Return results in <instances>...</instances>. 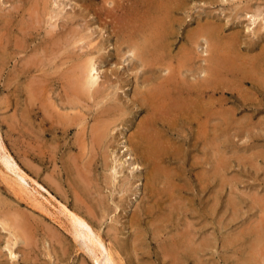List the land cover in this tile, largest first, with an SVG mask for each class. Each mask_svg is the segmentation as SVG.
Returning <instances> with one entry per match:
<instances>
[{
  "label": "rangeland",
  "instance_id": "obj_1",
  "mask_svg": "<svg viewBox=\"0 0 264 264\" xmlns=\"http://www.w3.org/2000/svg\"><path fill=\"white\" fill-rule=\"evenodd\" d=\"M30 1L0 0V34L4 32L2 30L3 28H1V23H3L5 18L12 16L13 23L17 22L20 18L19 14L21 11L19 10V13L14 12L12 6L18 5L21 2L20 7L22 10L24 6L27 7ZM50 1L56 2L61 6L67 5L66 15L70 16H68L66 22L67 27L75 23L73 26L76 29L72 26L73 30L77 32V35L78 32L79 35L82 33L84 38H82L83 43L82 39L71 43V45L68 43L65 47V54L69 52V54L73 55V59L74 55H79L78 52L80 53V51L83 54L80 53V57L88 56L89 54V57H92L93 62H95L94 64L99 69L96 74L98 78L96 79L97 82H101V85H106L110 91H113L115 86L118 87L114 91L120 93V96H122L120 97L122 104L127 105L129 109H126V115L124 113L111 123L110 131L112 130L111 134H113L109 136V144L111 146L108 144L104 153L101 151L102 148H96L88 141V138L85 139L86 145L84 147L82 145L78 146L81 137L77 129L87 124H73L71 126L72 129L67 134H62L60 130L55 132L47 124L40 123L41 115L39 114L37 115L39 117H37L31 110L28 112L25 106V96L27 94L25 91L29 77H25L22 71L20 72V69L18 70L19 64L27 55L24 52H21L19 55H12L11 53L9 55L8 50L6 51L7 54L3 53L2 55L0 53V60L2 59L0 63L3 64L0 65V204L3 205L0 206V210L2 212L6 211L7 214H18V216H21L27 223V232L32 238V241H29V244L26 245L22 238H17L16 242L13 232L8 233L13 230L9 228L3 229L0 224V264H194L195 262L198 264V261H200L199 264H264V81H262L264 75H261L264 72V0H184V7L178 8V12H174L176 17L174 22L176 21L175 23L179 24L173 22L174 29L172 28V31L175 34L172 36V39L174 38L175 40L174 44L172 43L173 45H171L170 53L173 54L172 59L168 60L170 66L175 67L176 60L173 59V56L176 54L181 43L185 41V35L193 36L196 30L202 29L201 27H207L214 29L213 32L215 31L219 43L222 42L224 46H228L230 41L233 43L235 47L233 46L231 49L232 54L234 53L236 55V52H241V54L239 53L240 56L246 53L248 55L255 54L252 56H260L262 54L263 57L260 56L261 58L254 59L259 62L254 61V64L257 63L258 65H253V67L258 66L256 68L258 69L260 67L259 70L262 67L263 70L261 69L258 72L255 69L257 72L254 71L252 75L256 78L250 74L244 82L241 78L239 79L241 81H239L236 77V81L235 77L231 80V77L226 76L228 77V80L225 79L226 82L228 81L227 83L225 82L226 89L224 86V88H220L219 86L217 88L221 90L214 89V97L212 96L213 92H206L202 100L198 99L202 101L201 104L204 106L205 111L208 110L206 112L207 115L204 111L199 114L201 121L205 122L207 119L205 122L206 124L208 123L206 128H212L215 120L219 121V123L216 122L217 127L219 125L216 130L217 140H215V144L217 145L210 143L214 142L212 138V141L210 140V130L206 129L210 134L206 132L205 136H208H204L203 139L205 140L197 137L196 123L198 121L195 118L193 119V117H196L195 115L190 117L193 119L190 122L191 124L188 121L184 122V120H172V128L170 127L165 133L170 139V142H172L171 145L173 144V150H178L179 155L177 153L176 157H174L175 160L174 158H172L174 161L169 159V163L166 161L165 165H169L167 167L171 170L169 172L171 173L170 176H173L172 178L174 180L172 179V181L175 188L171 191L169 190V192L165 191L164 193L166 195L162 192L156 197L154 195H157V190L154 189L156 192L153 191L154 195L152 194L150 199L147 196L148 192L150 194L151 191L147 192L144 189V185L149 179L147 173L145 175L143 174V172H146V167L142 165L144 161L142 163V160L140 158L138 159L135 153L137 151L135 149L133 150L132 143H130L129 138H126L132 134L137 122L145 114L137 104H133L135 101L132 96L130 97L133 92L132 85H135L136 79L135 73L137 70L134 69H138V64L134 68L132 65L130 69L127 68L128 65L124 60L122 61L121 56L124 58L131 57V50L124 44H118V36L115 33V30L118 28L117 20H119V16H122L121 14L128 8L130 1L118 0V3L121 5L119 4L113 9V0ZM101 6L105 7L106 10L102 9L101 13H99L98 10ZM178 15L184 16V19ZM24 16H26V13H24ZM47 16L45 15L44 20L41 22L42 29H39L38 35L36 34L35 37L36 39L34 38L30 42L27 54H31V48L34 49L36 47L35 45L40 42V37L37 36L41 35V38H43L47 28H53L54 30L61 29V26H58L60 24L58 21L60 20L50 19ZM177 18H180V21ZM200 31L203 39L199 37L196 46H194L195 52L199 56L192 63V68H197L196 66L204 63L201 58L210 53L208 52L207 45H211L209 42L212 43L213 39L215 40L213 36L205 33V29ZM13 32H15V27H12L11 33ZM84 34L87 36L85 37ZM12 37V34H10L11 41ZM87 42H90V44ZM85 44L87 48L83 46ZM236 46L239 51L234 52L237 50ZM118 50H122V52H119V56H116L115 53ZM65 54H60L59 58L56 57L54 60L59 62L65 58ZM1 56L3 57L1 58ZM93 58L96 60L94 61ZM67 63L68 61H65L64 64L59 65L58 69L61 70ZM165 66L162 65V67ZM53 67L50 70L54 71ZM163 69L160 68V70ZM185 69H183L184 72L178 78H184L182 82L184 81V85L187 86L188 83H193L197 79L196 75L200 73L197 74L195 72L194 74L196 75H194L193 72L195 70L189 69V72L188 68ZM256 73L257 75H255ZM259 75L263 77H259ZM188 77H191V82ZM194 77L195 79H193ZM251 78L256 80L252 79L253 82H250ZM179 82L181 83V81ZM228 83H231L230 87ZM48 89L50 91L46 94V99L48 98L46 104L55 103L54 110L51 109L52 107H50V110H53L58 115L64 116L67 111H69V114H73L78 109L79 113L77 117H81L80 120L84 117L86 123L88 122V128L93 125V122L96 120L95 118L100 113V107L103 106L100 103H96L97 98L95 100L90 97L89 100H85L86 102H83L84 107L82 109L79 106L70 107L67 104H62L63 92L59 84L53 83L48 86ZM207 95L212 99L209 97L205 98ZM213 98H215V101ZM191 100L195 99L192 98ZM207 100L210 101L208 102ZM129 102H132V104ZM211 102L213 105H210ZM213 107H215V111L218 110L216 113L214 110H211L214 109ZM220 111L221 115H218L217 112L220 114ZM21 112H25L27 115L24 113L25 115L23 117ZM98 117L100 118V116ZM98 117L97 119H99ZM25 122L33 123L34 128H28L27 125L29 123L25 124ZM30 124L29 126H32ZM14 125L15 128L13 127ZM17 126L20 128L23 126L25 129L22 127L24 130L20 129L22 131L19 132ZM164 127L161 128L165 129L166 127ZM41 128H45V131L44 129L42 131ZM130 132L131 134H129ZM76 133L79 134H77L79 138L76 137ZM34 141L37 143L40 141L41 143L39 142L37 144ZM88 144H91L90 147ZM176 144L178 145L177 147ZM91 148L96 149L93 151ZM83 152L87 154V157L93 158L92 163L87 165L88 167H85L89 179H91H88L89 184L93 183L88 185V187H93V191L91 187H89L90 189L88 188L90 194L88 192L83 193L74 183L69 184V179L72 180L73 178L71 177V179L69 175H66L63 168L65 167L64 161L67 155L71 153L72 156H76L75 154L79 155L83 154ZM88 153L90 154L89 156ZM102 154H105L106 161H108L106 167L102 164ZM91 155L95 157H91ZM129 155H131V159L128 158ZM132 155L134 156L133 158ZM63 158L64 161H62ZM96 158L98 160L100 158L101 161H98ZM216 158L219 159V164H221H218V168L219 166L221 168L220 173L218 169V175L213 170ZM76 163L71 165V169L75 165V170L81 169L82 165L80 161L78 163L77 160ZM110 163L111 167L109 168L108 164ZM132 163L136 164L137 167H133L134 169L131 168ZM90 165L92 166L90 167ZM129 165L130 169L127 170ZM122 166L125 168H123L124 171L120 172ZM85 168L82 167L84 172ZM175 169L177 175H174ZM107 173L108 175L106 176ZM122 174H125L127 177H123ZM142 174L146 177L144 178ZM70 175L72 176L73 174L71 173ZM93 178L97 183L95 182L94 184ZM143 181L145 184L141 183ZM161 184L159 183L158 185ZM93 185L99 187L98 190ZM125 186L126 188H124ZM170 196L171 200L173 196H176L175 199L177 201L181 198V202L184 201L183 204H187V208L185 212H172L170 216L171 220L169 221L166 220L163 221L164 223H161L158 220L160 223L157 222V224H164L163 228H165V231L162 229V232L160 231L157 236L155 235L156 231L153 232L154 228L153 230L151 228L152 226L156 228L157 224L155 220L159 219L157 218L159 217L158 214L163 215L165 212L168 213L170 211L168 209L170 208L168 207L171 201ZM162 197L163 199H160ZM175 199H173L174 202L176 201ZM154 202H158V205ZM165 203L167 205L169 204L167 206L168 208ZM147 204L148 206L149 204H154L152 206L150 205L151 208L149 206L150 211H153L151 215H149L150 212L148 211ZM160 207H164L163 209L165 211L161 208L163 212H160ZM142 208H148L147 212L149 213L146 212V209L144 212ZM133 214H135L134 217H132ZM153 216L156 217L155 220ZM180 216L183 218H179ZM150 219L152 221L154 220L153 223L156 224L155 226ZM182 220L183 222L186 221V223L181 224L180 222ZM170 221L172 222L170 223ZM184 227H188L190 231H193V233L190 232L193 234V246H198L200 239H204L202 242L203 246H201L202 250L200 251L201 253L199 252L197 254L198 256L186 257V259L183 257L184 260L181 257L182 259L177 258L175 261L173 260L174 258L165 255L160 244L164 242L168 243V240H171V234L175 230L177 232ZM137 230L136 236L140 235V241L138 238H135L136 236L133 237ZM140 230L142 235L139 234ZM143 236L144 238H142ZM6 240L11 241L8 243ZM136 240L141 242L140 246H137L139 242H136ZM132 241L135 242L132 243ZM6 242L8 243L7 246H5L7 244ZM133 244L136 246L134 247ZM10 250L12 251L11 255L9 254ZM194 257H197L196 261Z\"/></svg>",
  "mask_w": 264,
  "mask_h": 264
},
{
  "label": "bare ground",
  "instance_id": "obj_2",
  "mask_svg": "<svg viewBox=\"0 0 264 264\" xmlns=\"http://www.w3.org/2000/svg\"><path fill=\"white\" fill-rule=\"evenodd\" d=\"M113 1H114V4H113L112 9L116 8V6H118L120 4V3H118L119 2L118 0H113ZM129 1H130V3H129L130 5H128V8L125 11L122 9L124 11V13L121 14L122 16H119V20H117L118 28L115 30V33L118 36V40H119L118 44H121V45L124 44L131 50L130 51L131 57L124 58L123 56H121L122 61L124 60V62H126V64L128 65L127 68L130 69L131 65L134 68L138 64V69L137 68L134 69V70H137L138 73H137V71H136V73L133 72V73H135V76H136L135 85L134 84H133L134 86L132 85L133 92L131 90L132 94H131V92H129V94H131L130 97L132 96L133 100L135 101L133 104H137V106L140 109H142L145 114H144L143 118L137 122V124L135 126L136 127L135 130L132 129L133 130L132 134L130 132L129 134H131V135L130 136L128 135L129 137L127 136L126 138H129L130 143H132L133 150L135 149L137 151L135 153L137 154L138 159L140 158V160H142V163L144 161V164H142V165H143V167L144 166L146 167V169L144 168L146 172L145 173L143 171L142 172L144 175L147 173L148 174L147 176L149 177V179L147 177L148 181L146 184L144 183V181L141 183L145 184V185L143 184L145 186V188H144L145 191H147V192L151 191L150 194L148 192V196H147V197H149L148 199H150L151 195L152 194L154 195V192H156L155 190H157V195H154L156 197V196H158V194H160L162 192L163 193L165 191L169 192V190L171 191L175 188L173 181H172L173 176L172 177L170 176V174H171L169 172L170 168L167 167L168 164L165 165L166 164L165 162L168 161L169 159H171V161H174L175 160L174 157H176V154L178 153L177 152L178 150H176V149L173 150V148H174V147H172L173 144L171 145L172 142H170V139L167 137V135L165 133V131H167L172 126V124H173L172 120L179 119L181 121L184 120V122L188 121L190 123L191 120H193L195 118L198 121V123L193 121L194 123L197 124L196 130H197L198 135L197 134H195V135H197L198 138L203 139L206 132H208V131H206V129H207L206 125L208 123L207 124L205 123L207 121V119L205 122L201 121L199 118L200 117L199 114L202 111H204V113L206 114V112H208V110L205 111L204 106L201 104L202 101H199V100H202V97L206 92H213L214 89L215 90L219 89V91H220L221 90L220 88H224V87L226 89L225 84L228 82V81L227 82L225 81V79L228 80V77H226V76L231 77L230 78L231 80L234 77H235V80H236V77L238 78V80L241 78L242 81L244 82L246 77L250 76V74L252 75L254 73V71L255 72H257L256 70H258V72L261 71L262 67L259 70L260 67L257 69L256 67H258V66L253 67V65L257 64V63L254 64L255 63L254 61H256L254 59L259 58L260 56L263 57V55L257 51L258 53L261 54L260 56H252L255 54L248 55V53H246L247 55L242 54L240 56L241 52H239L240 54L238 52H236V51H239L237 46H236L237 50L234 51V52H236V55L234 53L232 54L231 49L234 45H233V43H231V41L230 42L228 41L229 45L226 43L228 46H224V44L222 42L219 43L218 39L216 38L217 35H216L215 31L213 32V30H214L213 28L201 27L202 29H200V30L205 29L206 30L205 33H207V34H209V36H213V38H215V40L213 39L212 43L209 42L211 45H207L208 46V52H210V53H208L205 57L201 58V60L204 63L196 66L197 68H192L193 67L192 63L199 56L198 53L196 54L194 46H196V44H197V39L199 37H202L201 31L200 30L197 31L195 29L196 31H195V34H193V36L186 34L185 39H184L185 41H183V43L180 42L181 45L180 46L178 45L179 46L178 50L176 49L177 50L176 54H174V56H173L174 57L173 59L176 60L175 67L170 66V62L168 63V60L172 59L171 57L173 54L170 53L171 52V45L174 44V40H175L174 38L172 39V36L175 34L172 31V28L174 29L173 22H174V19L176 18L174 15V12L177 11L178 8L184 7V0H129ZM20 4H21V2H20ZM20 4L12 6V10L14 12L19 13V10L21 11V13L19 14L20 18L17 20V22L14 21L15 23H13L12 18H11L12 16L9 18L6 16L7 18L4 19L3 23H1V28H3L2 30H4V32L0 34V53L3 55V53H6V51L8 50L9 55H10V53L12 55H16V54L19 55L21 52H24L25 55H27L19 64L18 70L20 69V72L22 71V73L25 75V77L26 76L29 77L27 79L28 85H26V91L24 90L25 92H27V94L25 93L26 94V96H25L26 105L25 106L27 107L28 112L31 110V112H33V114L36 116L40 114L41 115V117H40L41 122L40 123L47 124L48 127L55 130V132L60 130L62 134H67L69 132V130L72 129L71 126L73 124L74 125H80V123L87 124L86 125L87 127L82 125V126H80V128L78 127L79 129L76 128L77 132L80 134V137H81V141L77 139L78 141H80L78 146L82 145L84 147L86 145L85 139L88 138V141L91 142L96 148H102L101 151L104 153L105 148L108 147V144H109V136H110L111 131H112V130L110 131L111 123H113L119 116L123 115L124 113L126 115L125 111H126V109H129V108H127V105L125 106L122 104V101L120 100V97H122V96H120V93L118 91L117 92L114 91L118 87L115 86L114 90L110 91V90H108L106 85H104V84L101 85L100 84L101 82H99V83L97 82L96 79H98V78H97L96 74L98 73L99 69H97V66L94 64L95 62H93L92 57H89L90 56L89 54H88V56H86L84 54L86 57L85 56L80 57L79 55H80V53L82 54V51H80V53L78 52L79 55H77L76 54L77 52H76L75 53L76 55H74V59L72 58L73 55L69 54V52L68 53L66 52V54H65V52H64L65 47L68 43H70L69 45H71V43H74L75 41H79L80 39L83 38L82 33L79 35V32H78V35H77V32H75L73 30V27L76 29V27L73 26L75 23L72 25L73 27L72 26H69L70 28L67 27L66 22H67L69 15L68 16L66 15L67 14V11H66L67 5L66 4H65L66 6H64V5L61 6V5H58L56 2H53L50 0H31L29 2V4L27 5V7L24 6L22 8V10H21ZM102 9L106 10L105 7L101 6L99 8L98 12L101 13ZM68 11H72V10H68ZM6 13H7V11H6ZM6 13H5V15H6ZM24 13H26V16H24ZM179 13H180V11H179ZM45 15H48L50 19L54 18L55 20H60V21H58V22H60V24L59 25L57 24V25L61 26V29L54 30L53 28H49V29L47 28L46 33L43 36V38H41V35L37 36V37H40V39H39L40 42L35 45L36 47L34 49L31 48V54H27V50H29L28 47L30 46V42L32 40H34V38L36 37V34L38 33L39 29L41 28V22H42V20H44L43 18ZM48 16H47V18H48ZM178 16H180V15H178ZM182 18L184 19V16H182ZM177 19H179L178 21H180V18H177ZM69 20L72 21L71 19H69ZM52 22H53V19H52ZM175 24H179V23H175ZM12 27H15V32H13V33H11ZM77 28H79V27H77ZM78 31H80V30H78ZM10 34H12V36H13L12 41L10 40ZM84 36H85V34H84ZM83 39H82V43H83ZM202 39H203V37H202ZM205 39L207 40V38H205ZM210 41H212V40H210ZM222 41H223V39H222ZM35 42H37V41H35ZM84 42H85V40H84ZM87 43L90 44V42H87ZM95 45H96V43H95ZM83 46L86 47L87 45L85 44ZM92 47H94V46H92ZM201 47H203V46H201ZM32 50H34V52H32ZM122 50L121 51L118 50L115 53V55L119 56V54H120L119 52H122ZM87 52H89V51H87ZM63 53L66 55V56H64L65 57L64 59H61V60L59 59L60 60L59 62L54 60L56 57L59 58V55L63 54ZM83 53H85V52H83ZM6 54H4V55H6ZM238 54H239V56H238ZM128 56H129V54H128ZM2 57L3 56H1V58ZM93 59H94V61L96 60L95 58H93ZM133 59H134V61H133ZM1 60H0V62H1ZM54 61H55V63L57 62L56 63L57 65L54 63ZM65 61H68V63L65 64V66L62 65L63 66L62 69L59 70L58 69L59 65L64 64ZM69 61H70V63H69ZM238 63H240V64H238ZM52 64H53V66L55 65V67L52 66L54 68V71L50 70V69H52V67H51ZM172 64H174V63H172ZM0 65H3V64L0 63ZM162 65H166V66L162 67ZM160 68L161 69L164 68V69L160 70ZM185 68H188V71L191 68H192L191 70H195L194 72L192 71L193 74L195 72H197V74L200 73L199 75L194 74L197 76V79H195V77H194L193 78V79H195L194 82L190 83V84L188 83L187 86L184 85L185 84L184 81L182 82V80H184V78H181V77L178 78L179 76L182 75V73L184 72L183 69H185ZM185 71H186V69H185ZM263 73L264 72H262L261 75H264ZM255 75H257V73ZM261 75H259V77ZM252 76H254V75H252ZM261 77H263V76H261ZM188 78L190 79L191 77H188ZM253 78H251L250 82H253V80H256ZM106 79H107V77H106ZM189 79H187V80H189ZM27 80H25V81H27ZM223 80H224V82H223ZM179 81H181V83ZM239 81H241V80H239ZM262 81H264V79ZM190 82H191V79H190ZM53 83H55L57 85L59 84V87L62 88V92H63L62 93V97H63L62 98L63 99L62 104H67L70 107L79 106L82 109V107H84L83 102L85 100H87V99L89 100L90 97L92 99L97 98L98 100L96 103H100L101 105H103L102 107H100L101 109L99 108L100 113L98 116H100V118L97 116L99 118V119H97V117L95 115L96 120L92 118L95 121L93 122V125L89 126V128H88V122L86 123L85 118L82 117V119L80 120L81 117L80 118L77 117L78 113H79L78 109L76 111H74L75 114L74 113L69 114V111H67V113H65L64 116L56 114L53 111L55 103H51L49 105L46 104V101L48 99V98L46 99V97H47L46 94L48 93V91H50L48 89V86L53 84ZM102 83H105V82H102ZM231 83H232V81H231ZM230 84H229V87H230ZM263 84H264V82H263ZM109 86H111V85H109ZM219 86H220V88H217ZM231 87H232V85H231ZM112 88H113V86H112ZM127 96H128V94H127ZM190 96H192V97L190 98ZM212 96L214 97V92H213ZM207 97H209V95H207L205 98H207ZM192 98L197 100L198 102L197 101L194 102L195 100L190 101V99H192ZM209 98H211V97H209ZM125 99H124V102H125ZM213 99L215 101V98H213ZM130 101H131V99H130ZM207 101L209 102L210 100H207ZM130 104H132V102ZM210 105H213L212 102L210 103ZM214 106L216 107V105H214ZM35 107H36V109H34ZM50 107H52L51 109H53V110H50ZM64 107H66V106H64ZM97 107H99V106H97ZM128 107H129V104H128ZM215 107H213L214 109H211V110L212 111L214 110V112L216 113V111H218V110L215 111ZM92 110H93V108H92ZM21 113L23 114L22 115L23 117L26 114L25 112H24L25 114L23 112H21ZM214 114H213V116H214ZM217 114L221 115V111H220V114L218 112H217ZM194 115L196 117H193ZM37 117H39V116H37ZM190 117H193V119ZM17 118H21V117H17ZM25 119L28 120L27 118H25ZM14 120H16V119H14ZM31 120H33V119H31ZM26 122H25V124L29 123V122L28 123H26ZM175 122H177V121H175ZM208 122H210V121H208ZM216 122L219 123V121L215 120L213 127L210 129H207V130L211 131V134L209 132H208V134H210V140L212 138V140L214 141V142H210V143H212V145H217V144H215L216 143L215 140H217L216 130L218 129L219 125L217 127ZM19 123H20V121H19ZM29 124L27 125L28 128L33 127V125H32L33 123L30 124L32 126H29ZM175 124L177 125V123H175ZM211 124H213V123H211ZM112 126H114V125H112ZM13 127L15 128V125ZM22 127L20 128L19 126H17V128H19V132L25 129L24 127H23L24 129H22ZM161 127H164L165 129H162ZM10 129H12V128H10ZM20 129H22V130H20ZM43 129L45 131V128H43ZM43 129H42V131H43ZM174 130H176V129H174ZM16 131H18V130H16ZM19 132H17V133H19ZM194 132H196V131H194ZM78 133H76V135ZM169 133H171V132H169ZM78 135L76 137L79 138ZM111 135H113V134H111ZM211 135H212V137H211ZM15 136H17V135H15ZM54 136H55V134H54ZM206 136H208V135H206ZM52 138H54V137H52ZM30 140H31V138H30ZM121 140H123V139H121ZM203 140H205V139H203ZM206 140H207V138H206ZM35 143H37V142H35ZM76 143L78 144V142H76ZM70 145H72V144H70ZM88 145L90 147L91 144H88ZM123 146H125V144H123ZM130 146H131V144H130ZM177 146L178 145L176 144V147ZM67 148L69 149V147H67ZM96 148H94V149H96ZM171 148H172V150H171ZM29 149H30V147H29ZM91 149H93V148H91ZM94 149H93V151H94ZM30 151H31V149H30ZM128 152L131 153L130 151H128ZM80 153H81V151H80ZM89 153H88V156L90 155ZM84 154L85 153L83 152V154H79V155L75 154L76 156H72L70 153L65 158V161H64V158L62 161H64V163H65V165H64L65 167H63V168H64L66 175H69L70 178L71 177L73 178V179L71 178L72 180L69 179L68 183L69 184L74 183V185L79 187L83 193L84 192L87 193L88 190L90 189L89 187H91L92 191H93L92 186L88 187V185H91L93 183L89 184V180H91V179H89L88 172L86 171L85 167H88L87 165L92 163L91 161L93 158L87 157V154H85L86 156ZM91 154H95V153H91ZM177 155H179V153ZM130 156L131 155H129L128 158H130ZM91 157H95V156L91 155ZM101 157H102V164L106 167L108 161H106L105 154H102ZM133 157L134 156L132 155V158ZM172 158H174V160H172ZM77 160H78V163L80 161V164L82 165V167L85 168V172L83 171L82 167H81V169L75 170L76 165L73 169H71L72 168L71 165L73 163H76ZM99 160H100V158H99ZM215 161L216 162H215V165H213L214 166L213 170H214V173L217 174L218 169H219V173H220L221 168H220V166L218 168V164L220 163L219 159L216 158ZM115 163H116V161H115ZM168 163H169V161H168ZM128 164H129V162H128ZM81 165H79V166H81ZM108 165H109L108 167L110 168L111 163ZM219 165H221V164H219ZM91 166L92 165H90V167ZM104 166H102V167H104ZM128 167L129 168L127 170L130 169V165ZM133 167L135 168V167H137V165L132 163L131 168H133ZM123 168H125V167L122 166L120 168V172L124 171ZM165 168L166 169L169 168V169L166 170ZM88 171L90 172V170H88ZM112 172H113V170H112ZM116 172H118V171H116ZM71 173L73 174L72 176L70 175ZM91 175H93V174H91ZM107 175H108V173L106 174V176ZM174 175H177L176 169H175ZM124 176H125V174L123 175V177ZM125 177H127V176H125ZM145 177L146 176H144V178ZM170 177H171L172 182L170 181ZM94 178L92 179L93 181H94ZM95 182L96 181H94V184H95ZM123 182H124V179H123ZM159 183H162L163 186H162V184L158 185ZM175 185H177V184L175 183ZM95 186H94V188H97V190H98L99 187H95ZM124 188H126V186ZM177 189H178V187H177ZM80 190H79V192H80ZM164 194L166 195V193H164ZM167 194H169V193H167ZM145 195H146V193H145ZM80 196H81V194H80ZM154 196H153V198H154ZM171 196H170V200H171ZM81 197H83V196H81ZM175 197L176 196H173L172 200L175 199ZM178 197H181V196H178ZM160 199H163V197ZM157 200H158V198H157ZM164 200H166V199H164ZM168 200H169V196H168ZM172 200L170 201V206H168L169 204L167 205L165 203L166 207L167 206L170 207V208L167 207L168 209H170V211H168L166 209L168 211V213L165 212V214H163V215L158 214L159 217H157V218H159V219H157V220H155L156 217L153 216L154 217L153 219L156 221V224H157V222L158 223H160V222L164 223L163 221L171 220L170 216H171L172 212H177V211L185 212L186 211V208H187L186 205L187 204H185V203L183 204L184 201L181 202V200H182L181 198L179 201H177L175 199L176 200L175 202H174V200L172 202ZM150 203H152V202L150 201ZM157 203H155V204L158 205ZM4 205H5V203H4ZM150 205L151 204H149V206ZM152 205H154V204H152ZM0 206H3V205L0 204ZM147 206H148V204H147ZM147 206H145V207H147ZM149 206H148V208H149ZM151 206H150V208H151ZM214 206H215V204H214ZM164 207H160L159 211L161 210V208H162V210H164L163 209ZM148 208H145L146 212H147ZM150 208L148 210L150 212L149 215H151L152 214L151 212H153V211H150ZM145 209H143V211ZM157 209H158V207H157ZM2 210H3V208H2ZM162 210L160 212H163ZM149 212H147V213H149ZM135 214H133L132 217H134ZM158 215H156V216H158ZM184 215H185V213H184ZM185 216H184V218H185ZM181 217L182 216H180L179 218H181ZM136 218H138V217H136ZM136 218H134V219H136ZM172 220H173V218H172ZM153 221H152V223H153ZM176 221H175V224H176ZM171 222L172 221H170V223ZM184 222L186 223V221H184ZM184 222L182 220V222H180V223L182 224ZM167 223H169V222H167ZM180 223H179V225H180ZM0 224L3 227V229L9 228L10 230H13V231H10L8 233L13 232V235L16 239V242H17V238H22L25 245L29 244V241H32L31 236L27 232V229H28L27 223L24 221V219L21 216H18V214L17 215L7 214L6 211L2 212L0 210ZM153 224H154V226L156 225L155 223H153ZM163 227H164V224H162V225L157 224L156 228L152 226L151 229L153 230V228H154L153 232L156 231L155 235H157L158 233H160V231L162 232V229H164L163 231H165V228H163ZM171 227H172V225H171ZM178 228H179V226H178ZM9 229H8V231H9ZM175 229H176V227H175ZM137 232H138V230L135 232L133 237L136 236ZM190 232L193 233V231H190L188 227H184L177 232L175 230V232L173 234H171V240L170 241L168 240V243L164 242L165 241L164 240L163 241L164 243H162L160 245H161V247H162L161 249L163 250L165 255H167L171 258H174L173 260H175V261L177 258L185 257V259H186V257H192V256L197 255L202 250L201 246H203L202 242L204 239L201 240L199 238L200 244L198 246H196V245L193 246V243H192V235L193 234H191ZM163 233H165V232H163ZM194 233H195V231H194ZM139 234H141V230H140ZM243 234H245V233H243ZM32 236H33V234H32ZM135 238H138V240H139V238H141V237H140V235H138ZM142 238H144V236ZM195 238L198 239L197 237H195ZM196 239H195V243L197 244ZM138 240H136V242ZM9 241H11V240H9ZM9 241H7V242L9 243ZM134 242L132 241V243H134ZM8 243L5 246H7ZM11 243H13V242H11ZM140 243L141 242H139L137 244V246H140ZM133 246L135 247L136 245L133 244ZM17 249H19V248H17ZM22 252H23V249H22ZM24 252H25V250H24ZM11 253H12V251L10 250L9 254L11 255ZM201 255H203V254H201ZM183 260H184V258H183ZM196 260H197V257L195 258V261ZM199 262L200 261H198V264H199Z\"/></svg>",
  "mask_w": 264,
  "mask_h": 264
}]
</instances>
